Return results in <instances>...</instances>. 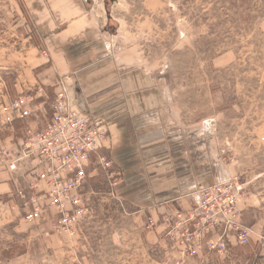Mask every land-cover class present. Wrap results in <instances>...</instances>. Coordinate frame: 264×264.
<instances>
[{
	"label": "rangeland",
	"instance_id": "obj_1",
	"mask_svg": "<svg viewBox=\"0 0 264 264\" xmlns=\"http://www.w3.org/2000/svg\"><path fill=\"white\" fill-rule=\"evenodd\" d=\"M28 5H44L46 34ZM73 5L92 13L95 37H104L114 63L159 86L181 125L203 130L204 138L208 131L214 184L233 181L244 190L230 224L192 237L182 235L188 215L170 223L162 214L155 219L152 210L121 200L117 187L112 195L99 176L87 217L64 232L51 220L23 219L11 200L17 174L0 166L9 175V191L0 189V264H264V0H0V147H12L37 129L31 122L8 124L14 115L6 106L36 96L53 50L47 37L72 22L77 12L61 14ZM47 95L52 99L54 92ZM205 149L206 139L204 152L195 140L196 158L204 155L205 161ZM169 206L183 214L198 207ZM202 221L211 223L197 220L201 230ZM234 223L249 229L246 245L234 233L224 234ZM188 240L202 242L201 248L187 253ZM220 241H228L226 250L209 248Z\"/></svg>",
	"mask_w": 264,
	"mask_h": 264
},
{
	"label": "crops",
	"instance_id": "obj_2",
	"mask_svg": "<svg viewBox=\"0 0 264 264\" xmlns=\"http://www.w3.org/2000/svg\"><path fill=\"white\" fill-rule=\"evenodd\" d=\"M29 8L37 27L46 34L49 23L40 18L44 5ZM69 12H77L72 22L60 24L51 38L47 37V46L51 45L54 52L50 50L49 65L38 76L39 87L54 92L57 76L69 77L67 84L75 109L106 122L109 139L101 153L110 156L121 171L117 186L121 200L139 205L144 211L152 210L155 219L162 218L169 205L184 210L196 208L201 190L214 185L208 131L204 138L203 130L181 125L159 86L147 83L144 73L112 61L111 53L104 51V37H95L99 32L86 6H69L61 15ZM31 121L40 124L37 118ZM205 139L204 161V155L196 158L195 140L204 152ZM9 148H16L15 143ZM5 176L8 173H0V189L7 193L9 179Z\"/></svg>",
	"mask_w": 264,
	"mask_h": 264
},
{
	"label": "built area",
	"instance_id": "obj_3",
	"mask_svg": "<svg viewBox=\"0 0 264 264\" xmlns=\"http://www.w3.org/2000/svg\"><path fill=\"white\" fill-rule=\"evenodd\" d=\"M68 78L58 77L52 99L44 87H38L36 96H21L7 104L6 108L14 115L8 117V124L19 120L29 126L35 123L32 117L39 119L40 124L16 142V148L0 147V166L11 175L17 174L11 200L18 205L23 219L35 224L51 220L64 232L76 229L87 217L91 196L95 194L94 182L99 176L108 181L112 195L122 177L112 158L101 153L109 139L106 122L75 109ZM243 190L233 181L205 187L192 214L176 212L169 206L163 218L170 223L175 216L188 215L181 223L182 235L193 237L205 231L208 235L212 227L222 228L224 223L230 224L236 218V206ZM201 218L211 220L210 225L201 222L206 226L204 230L198 227L197 220ZM234 224L224 228V234L234 233L239 244L246 245L249 229ZM176 230L167 235L172 236ZM189 242L185 244L187 253H194L202 246V242ZM227 245L228 241L210 242L209 248L221 252Z\"/></svg>",
	"mask_w": 264,
	"mask_h": 264
}]
</instances>
